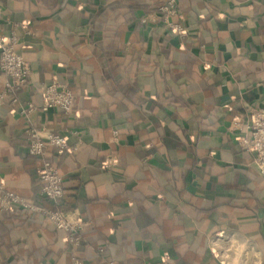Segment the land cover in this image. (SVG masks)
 Segmentation results:
<instances>
[{
    "label": "crops",
    "instance_id": "1",
    "mask_svg": "<svg viewBox=\"0 0 264 264\" xmlns=\"http://www.w3.org/2000/svg\"><path fill=\"white\" fill-rule=\"evenodd\" d=\"M166 1L0 0L30 70L19 105H34L0 106V181L48 205L37 174L52 159L59 208L88 222L73 247L42 215L0 210V264H264V178L238 143L264 107V0H176L182 35L141 22ZM51 80L70 86V114L39 109ZM31 127L68 148L30 155Z\"/></svg>",
    "mask_w": 264,
    "mask_h": 264
},
{
    "label": "built area",
    "instance_id": "2",
    "mask_svg": "<svg viewBox=\"0 0 264 264\" xmlns=\"http://www.w3.org/2000/svg\"><path fill=\"white\" fill-rule=\"evenodd\" d=\"M176 15V0H167L158 7L156 14L141 19L142 23L161 20L164 25L179 35L184 34L182 24L173 22ZM18 39L16 35L0 34V70L6 77L4 86L0 90V106L5 100L12 104H20L19 90L26 84L30 70L23 56L17 50ZM41 103L39 109L46 112L50 109H58L64 114L72 111L74 96L70 86L65 82L51 80L39 88ZM34 109L32 103L26 106L19 105V112L27 114ZM246 123L242 134L238 137L239 145L253 153V164L260 177L264 178V107L253 106L246 112ZM28 153L33 156H45L47 146L56 148L57 154H61L68 148L66 137L54 132H41L31 127L27 131ZM114 140H118V131L113 130ZM115 164L113 158H108L102 164L104 168H110ZM37 181L40 193L47 200L48 205L38 204L29 199L5 189L0 181V210H10L14 206L42 215L51 222L55 229L65 233L66 240L73 247L82 242V231L88 224L77 211H63L59 203L63 197L62 176L52 159L42 161L38 170ZM107 264H115L109 260Z\"/></svg>",
    "mask_w": 264,
    "mask_h": 264
},
{
    "label": "trees",
    "instance_id": "3",
    "mask_svg": "<svg viewBox=\"0 0 264 264\" xmlns=\"http://www.w3.org/2000/svg\"><path fill=\"white\" fill-rule=\"evenodd\" d=\"M161 5H162V4H161ZM159 6H160V5H159ZM159 6H158V7H159ZM158 7H157V8H158ZM73 96H74V95H73ZM73 106H74V103H73ZM72 109H73V107H72ZM71 112H72V111H71ZM62 153H63V152H62ZM62 153H61V154H62ZM59 155H60V154H59ZM60 173H61V172H60ZM61 176H62V174H61ZM62 188H63V176H62ZM58 206H59V205H58Z\"/></svg>",
    "mask_w": 264,
    "mask_h": 264
}]
</instances>
